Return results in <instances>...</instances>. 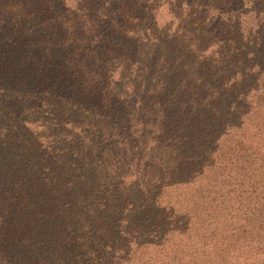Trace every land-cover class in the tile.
Listing matches in <instances>:
<instances>
[{
  "label": "trees",
  "instance_id": "obj_1",
  "mask_svg": "<svg viewBox=\"0 0 264 264\" xmlns=\"http://www.w3.org/2000/svg\"><path fill=\"white\" fill-rule=\"evenodd\" d=\"M0 264H264V0H0Z\"/></svg>",
  "mask_w": 264,
  "mask_h": 264
},
{
  "label": "rangeland",
  "instance_id": "obj_2",
  "mask_svg": "<svg viewBox=\"0 0 264 264\" xmlns=\"http://www.w3.org/2000/svg\"><path fill=\"white\" fill-rule=\"evenodd\" d=\"M162 18L163 19H168L170 17V15L166 12V11H162Z\"/></svg>",
  "mask_w": 264,
  "mask_h": 264
}]
</instances>
